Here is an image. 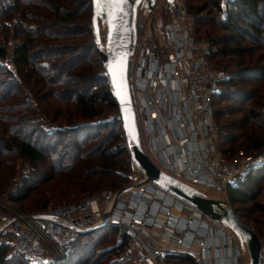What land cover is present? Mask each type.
<instances>
[{
    "label": "trees",
    "instance_id": "16d2710c",
    "mask_svg": "<svg viewBox=\"0 0 264 264\" xmlns=\"http://www.w3.org/2000/svg\"><path fill=\"white\" fill-rule=\"evenodd\" d=\"M196 6L187 8L193 11L195 23L206 26V56L230 74L219 84L213 101L220 153L226 158L238 149L252 153L264 146V0H204ZM203 12L205 16L200 15ZM217 26L223 31H217ZM136 29L138 33L137 24ZM0 34L6 42L10 37L16 39L14 65H0V183L12 174L16 158L34 166L46 161L48 169L60 172L71 163L77 167L87 160L94 166L92 176L107 178L113 189L119 188L117 170L127 172L131 163L122 128L115 129L119 125L115 120L93 122L102 106L117 113L118 107L95 47L91 0H0ZM243 37L250 43L243 44ZM6 45L0 43V56L5 55ZM59 116L63 119L57 121V127H44L46 118L56 122ZM79 122L82 124L77 125ZM64 124L68 126L59 129ZM103 128L109 129L96 146L77 149L69 161L53 148L52 142L59 140L62 132L74 139L81 132L97 136ZM34 176L23 177L9 198L16 203L26 199L35 187ZM256 179H264V164L250 169L237 185L228 188L231 203L252 201L250 214H257L250 224L234 211L252 230L264 228V203L256 200V190L249 185ZM97 184L83 188L91 192ZM94 232L102 234L96 242L105 240L106 234L111 244L90 251L94 260L85 256L82 262L120 264L115 259L120 248L114 247L113 239L123 232L113 226L78 236L72 252L62 261L70 259L78 247L87 252L90 244L85 241ZM8 252L12 253L10 245L3 238L0 264H29L23 255L8 256Z\"/></svg>",
    "mask_w": 264,
    "mask_h": 264
},
{
    "label": "built area",
    "instance_id": "2783aa9c",
    "mask_svg": "<svg viewBox=\"0 0 264 264\" xmlns=\"http://www.w3.org/2000/svg\"><path fill=\"white\" fill-rule=\"evenodd\" d=\"M170 8L173 19L160 24L152 45L136 34L129 58L139 141L161 170L205 195L206 189L226 195L250 169L264 164V147L221 155L213 101L230 74L206 56L208 47L194 36L183 0H172ZM12 48L0 56L1 65H14ZM104 226L123 232L113 241L120 248L115 259L126 264H241L245 250L228 228L146 180L137 168L120 188L104 187L37 216L0 195V241L5 238L12 252L36 264L62 261L78 236ZM259 242L264 264V239Z\"/></svg>",
    "mask_w": 264,
    "mask_h": 264
},
{
    "label": "rangeland",
    "instance_id": "374dc122",
    "mask_svg": "<svg viewBox=\"0 0 264 264\" xmlns=\"http://www.w3.org/2000/svg\"><path fill=\"white\" fill-rule=\"evenodd\" d=\"M203 1L204 0H183V3L185 4L187 8V6H190V5H195V6L200 5ZM220 1L221 3H225V0H220ZM187 11L189 14V26H191L194 36L198 38V40L201 41V43L205 44L206 47H208L209 43L203 31L204 29H206V26L201 23H195V19H193L194 17L193 11L192 10L189 11L188 8H187ZM200 15L205 16L206 14L203 12ZM172 19H173L172 10L168 5L167 0H155V4L151 7V10L149 12H147L144 7L142 6L139 7L137 10V20H136L137 27L139 28L138 38L140 37L143 40H145L146 44L152 45L154 40L156 39V34L158 35L160 24L168 20L170 21ZM88 23H90V8L88 12ZM99 27H100L101 37L103 38L105 34L104 23L100 21ZM216 29L217 31H223L218 26ZM150 31H154V34H152ZM9 37L10 36H8V38ZM243 39H244L242 41L243 44L250 43V41L247 38L245 40V38L243 37ZM4 40H5L4 35L0 34V43L7 44L6 45L7 46L6 53H7L10 50V48L13 47L16 39L10 37L7 42ZM12 51H13V48H12ZM95 54L96 53L93 52V55ZM133 56L134 54L130 53L129 58L133 59ZM129 77H131V66L128 68V78ZM221 103H224V102H221ZM217 105H219V103H217ZM101 110H102L101 113L97 116L96 119L93 120V122H98L103 119H107L111 121L115 120L117 123H119V125L115 127V129L118 130V128H120L121 126H120V121L118 120L119 118H116L117 115L119 117V114L116 112V110L110 107L106 108L105 106H102ZM110 117H114V118L110 119ZM214 118H215V115H214ZM62 119L63 118L59 116L56 119V122H51L48 120V118H46V120H44L42 123L45 128H48L51 126L57 127L58 125L57 121H61ZM215 122H216V119H215ZM81 124L82 123L79 122L77 125H81ZM67 126L68 124H64L59 129L66 128ZM108 127H111L110 124ZM216 128H217V122H216ZM107 129L109 128H103L100 134L97 136H95L94 132H91L90 135L86 134L85 132H81L74 139L69 135V133L64 134V132H62L61 138L57 141H53L52 145H53V148L56 147V149L58 150V153H63V159L65 161H69L71 156L75 155L74 152H76L77 149H84V147H88L89 145H91L90 148L93 146H96L100 142L99 140L102 138V136L107 132ZM215 144H216L217 149L220 151L219 143H218V135L216 136ZM141 146H142V143H141ZM145 150L147 151L146 146H145ZM259 150H256L252 153H255ZM232 156H229L227 158H231ZM16 159L17 160L13 166L14 168H13L12 174L10 176L8 175V178L6 177L5 181L0 183V195L6 196L13 206L20 208V211L28 215L37 216L42 213H49L52 211H56V209H58L59 207L68 206L69 204L71 205L72 203L76 202L80 198H86V197L98 194L100 189L104 187L112 188L109 185V182H108L109 179L107 178L100 179L96 176H92L91 169H93L94 166L92 165L90 161H87V160L81 161L77 167H74V164L71 163V166L68 169L65 168L64 171L60 172V171H57V168L48 169V165L46 164V161L40 162L36 166H34V165H29L27 161H23L21 158H16ZM92 159L94 160L96 158H92ZM74 161H75L74 163H78L76 160ZM130 162L131 163H130L129 171L124 172L121 170H117L118 173L120 174V177L117 178L116 180L117 182H120L121 184L119 188L128 183L131 173H133V171L136 169L131 160ZM93 163L95 162L93 161ZM92 171H94V169ZM29 173L30 175H35L31 179V181L35 182L34 189L30 193V195L26 199L22 200L21 202L16 203L12 201L9 198L10 193L14 189L17 188L22 178L26 177ZM85 175L88 176L89 178L85 177ZM122 175H124V177ZM87 179H89L88 183H84V180H87ZM95 183H98L97 186L94 187L95 190L91 192L84 190L83 188L84 186L86 187L90 184L94 185ZM249 185L252 189L256 190V194H257L256 200H259L261 203H264V179H261V180L256 179L254 181H250ZM205 193L207 196H210L216 199L228 200L231 207L234 209V211H236L237 215H240V217L242 218L244 222H248L250 224L249 221H251L253 216L257 214L256 212L252 213V215L250 214V209L252 208V204H251L252 201L250 202L241 201V202L231 203L228 197V190H227L226 195L218 191L211 190V189H206ZM26 211L30 212L31 214L27 213ZM252 231L256 234L258 240L264 239V228H260L258 230L253 229ZM94 233H97V234L93 235ZM94 233H92L88 237L87 241H85V243L89 242L90 244L87 252H84L85 250L83 249V247H80V248L78 247L77 248L78 251L72 254V257L70 259L66 261L57 262L55 264H91V262H89V259L90 261H92L94 260V257L90 255V251L98 252L102 248H106V249L109 248V245L111 244V240L106 234L105 235L103 234L104 236L103 238H105V240H100L96 242L97 241L96 237L102 236V234H99V232H94ZM91 242H93V245H91ZM15 254L16 253L8 252V256H12ZM85 256H88L89 259L87 261L82 262L83 257ZM23 258L26 259L29 264L37 263L34 259H31L25 255H23ZM110 258L111 257L106 258L107 260H105L104 262L107 263ZM171 262H175V261L171 260ZM120 264H126V263L120 262ZM241 264H248V257H247L246 250H244L243 252Z\"/></svg>",
    "mask_w": 264,
    "mask_h": 264
},
{
    "label": "water",
    "instance_id": "95a60500",
    "mask_svg": "<svg viewBox=\"0 0 264 264\" xmlns=\"http://www.w3.org/2000/svg\"><path fill=\"white\" fill-rule=\"evenodd\" d=\"M142 1L145 3L142 6L147 11H150L154 0H140L139 3L131 0V3H128L124 9L125 15L121 22L122 27L119 34H117V17L113 16L112 22L110 23L109 19L106 18V13L103 16L98 13L96 0H91V27L94 43L117 102L120 125L130 160L144 174L146 180L155 183L162 189L185 200L197 208L202 214L218 221L221 225L228 228L236 237L240 246L246 250L248 264H260V242L256 234L235 214L229 202L207 196L192 185L161 170L150 160L141 147L130 93L128 68L130 53L133 50L136 39L135 22L137 9L141 6ZM167 3L170 7L172 0H167ZM100 11H103V9ZM116 11L118 12L119 10ZM100 21L105 25L103 39L100 34ZM110 36L115 41L114 43L109 42ZM114 57L124 59L122 86H118V83L113 81V74L108 67L110 64L115 65L117 63L113 59ZM119 79V76H117V81ZM121 87L123 88L122 94L118 95ZM122 101H126V103H122Z\"/></svg>",
    "mask_w": 264,
    "mask_h": 264
},
{
    "label": "snow or ice",
    "instance_id": "6c2138e0",
    "mask_svg": "<svg viewBox=\"0 0 264 264\" xmlns=\"http://www.w3.org/2000/svg\"><path fill=\"white\" fill-rule=\"evenodd\" d=\"M136 3H139L140 0H135ZM131 3V0H96L98 13L100 15H106V18L109 19L110 23L112 22V17L116 16V33L119 34L122 27V20L125 15L124 9L127 7V4ZM103 9V11H100ZM116 10H119L118 12ZM109 42L114 43L115 41L110 36ZM114 60L117 61L115 65H109V70L113 74V81L118 83V86L123 85V71H124V59L121 57H114ZM117 76H119V81H117ZM123 88L121 87V91L118 92V95H121ZM122 103H126V101H122ZM131 134V131H130Z\"/></svg>",
    "mask_w": 264,
    "mask_h": 264
},
{
    "label": "flooded vegetation",
    "instance_id": "af4514ba",
    "mask_svg": "<svg viewBox=\"0 0 264 264\" xmlns=\"http://www.w3.org/2000/svg\"><path fill=\"white\" fill-rule=\"evenodd\" d=\"M142 4L144 5L145 3H143V1H142L140 5L142 6ZM154 4H155V0H154V3L152 4V6H153ZM141 6H140V7H141ZM142 7H143V6H142ZM150 10H151V9H150ZM146 11H147V10H146ZM147 12H149V11H147ZM136 30H137V29H136ZM150 32H151L152 34H154V31H150ZM136 34H137V33H136ZM102 39H103V38H102Z\"/></svg>",
    "mask_w": 264,
    "mask_h": 264
}]
</instances>
